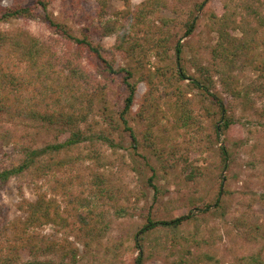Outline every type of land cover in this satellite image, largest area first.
<instances>
[{
  "label": "rangeland",
  "instance_id": "rangeland-1",
  "mask_svg": "<svg viewBox=\"0 0 264 264\" xmlns=\"http://www.w3.org/2000/svg\"><path fill=\"white\" fill-rule=\"evenodd\" d=\"M46 1L51 18L76 36L87 33L91 23L101 25L111 20L117 25V34L98 37L95 43L117 69L135 71L133 81L138 87L127 119L138 139V148H134L121 120L127 89L122 76H118L105 94L94 96L92 110L88 103L89 116L79 124L88 140L53 158L45 157V162H51L45 175L32 170L0 184V202L12 219L23 218L22 204L35 202L40 194H47L62 206L65 219L61 225L51 223L38 231L40 236L63 243L67 252L44 256L41 261L135 264L141 245L147 256L152 253L146 264H259L252 258L264 264V68L259 67L264 63V27L258 22L259 13L264 21V0H165L168 9L152 14L142 23L135 20V14L142 12L148 0H130L128 4L111 0L110 16L104 19L98 14V0ZM205 1L204 8L197 10ZM38 2L0 0V10L16 5L35 8L32 18L0 21V31L21 33L25 40L33 36L55 41L58 36L46 23L47 14ZM226 13L246 28L227 27L228 33L249 42L246 49L232 48L229 62L233 61V67L229 62L226 66L221 57H214V48L220 42L218 20ZM190 16H196L198 23L194 33L185 36L184 24ZM159 17L174 20L170 25L171 46L183 44V67L191 77L205 79L208 92L192 85L190 79L175 78L168 68L172 60H159L152 53L144 56L140 48L135 55L127 54L128 48L145 42L144 29L148 23H160ZM124 37L125 52L115 48ZM174 54L172 51L175 61ZM98 64L95 59H84L92 75L98 76ZM27 68L19 64L17 72L26 75ZM227 69L251 93L232 98L220 74ZM257 86L259 90H255ZM25 97L32 95L26 92ZM219 100L234 119L229 130L218 131L223 123ZM49 102L56 111L69 108L70 103L67 96H63L61 104L55 103V98ZM78 106L85 108L82 103ZM3 123L15 131L21 143L30 141L37 147L65 142L70 135L61 126H32L21 119ZM104 137L119 146H110ZM223 146L229 151L227 164ZM2 153L0 159L7 162H18L22 157L14 145ZM85 198L96 203L110 224L103 241L91 247L84 244L73 218L77 210H87L81 206ZM121 207L126 209L124 215L117 214ZM185 215L194 217L176 230L159 227L144 239L137 234L149 218L170 221Z\"/></svg>",
  "mask_w": 264,
  "mask_h": 264
},
{
  "label": "trees",
  "instance_id": "trees-1",
  "mask_svg": "<svg viewBox=\"0 0 264 264\" xmlns=\"http://www.w3.org/2000/svg\"><path fill=\"white\" fill-rule=\"evenodd\" d=\"M110 1L98 0V14L103 19L110 16ZM124 2L128 4L130 0H124ZM205 4H207V1L198 5L197 10L203 9ZM38 5L47 14L45 20L49 28L58 36L53 39L55 41H52V43L41 41V39L33 36L25 40L21 33L0 31V156L9 145H14L22 153V157L18 162L14 160L7 162L5 159H0L1 185H5L11 179L32 170L41 172L44 175L47 174L51 168V162H45V157L50 156V158H53L88 140L87 135L79 126L80 122L86 121L89 116L88 103L89 108L91 107L90 110H92L94 96L105 94L111 82L118 76H122L121 82L127 89L124 107L120 112L121 120L130 132L134 148H138V139L129 127L127 119V115L135 104L138 87L137 83L133 81L135 71L131 68L117 69L113 62L104 55L103 48L95 43V39L98 37L106 38L117 34V25L111 20L103 22L101 25L91 23L88 26L87 33L82 37L76 36L67 26L51 18L47 12L48 2L46 0H39ZM248 8H251V6L249 5ZM166 9H168V3L165 0H148L144 4L142 12L135 14V20L137 19L141 23L145 22L146 18L151 17L152 14ZM34 15V7L16 5L0 10V21L32 18ZM259 16L258 22L262 28L264 27L263 16L261 13H259ZM159 18L160 23H148V27L144 29L143 40L145 42L131 46L128 48L127 54L132 53L135 55L137 48H140V53L142 52L144 56L152 53L159 60H172V65L170 64L168 68L171 69L175 78L182 81L190 79L192 85L208 92L209 86L205 85V79L191 77L183 67V44L178 42L175 47L171 46L170 25L174 20L168 17ZM213 18L219 19L217 15H213ZM218 21L221 22L218 23L217 27L220 42L214 48L216 54L214 57H221L228 66L229 56L233 52L232 48L246 49L249 42L230 35L227 27L232 30H245L246 28L227 13L223 19ZM197 23L198 18L190 16L184 24L186 28L185 36H191L194 33ZM126 42L127 40L124 37V40H120L115 48L125 52L127 50L125 47ZM236 42H238L237 45ZM172 51H175V61L171 55ZM85 58L98 61V76L88 73V69L84 66ZM229 63L233 67V61ZM19 64L27 65L26 75L17 72ZM230 65L229 67H231ZM259 67L264 68V63H260ZM220 74L224 86L227 87L226 91L232 98H239L244 94L247 96L251 93L250 88H242L240 81L229 69L221 71ZM204 76L207 77L206 74ZM262 76H264V73ZM255 90H259L258 86ZM26 92L30 93L32 98H26ZM63 96H67L69 99V108L62 107L59 111L51 109L49 100L55 98V103L61 104ZM212 96L215 100L218 99L216 95L212 94ZM78 103L84 104L85 108H79ZM218 105L223 117V123L218 131H220V128L229 130L235 123L234 119L229 116L223 101L219 100ZM18 119L32 126L35 124L45 127L47 125L61 126L59 128H63L70 135L65 142L49 144L45 147H37L34 142L31 143L30 141L24 144L17 139L15 131L5 127L3 123V121L9 120L11 123H15ZM104 138L110 146H119L114 140ZM221 151L223 160L226 163L229 151L225 146L221 148ZM55 162L58 165L63 164L62 161ZM154 188L159 192L158 187L155 186ZM220 200V197H218L216 201L218 206ZM81 206L87 208V210H77L73 218L76 225L80 227L79 234L83 237L84 244L91 247V245L103 241L110 224L107 222L106 214L97 210L94 201L87 198L82 199ZM21 211L24 214L23 218L12 219L8 209L0 202V264H44L41 261L42 257L59 255L66 251L63 243L51 241L46 236H40L38 231L51 223L61 225L65 218L59 201L49 198L47 194H40L35 202L23 203ZM125 213L126 209L124 207L117 210V214L124 215ZM193 217L194 215H185L170 221H154L149 218L148 223L137 234H141V239H144L148 232L159 227L176 230ZM137 240L140 239L137 238ZM140 247L135 264H146L152 253L147 256L143 247L141 245ZM28 255L31 257L30 259L25 258ZM62 259L65 260V257ZM253 261L254 263H262L257 258H252Z\"/></svg>",
  "mask_w": 264,
  "mask_h": 264
}]
</instances>
